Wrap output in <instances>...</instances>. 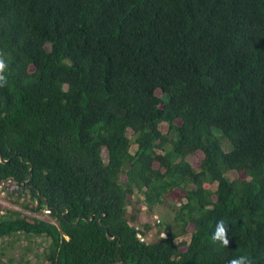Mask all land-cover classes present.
I'll return each instance as SVG.
<instances>
[{
    "label": "trees",
    "instance_id": "16d2710c",
    "mask_svg": "<svg viewBox=\"0 0 264 264\" xmlns=\"http://www.w3.org/2000/svg\"><path fill=\"white\" fill-rule=\"evenodd\" d=\"M0 51V182L56 221L0 207L27 264H264V0H0Z\"/></svg>",
    "mask_w": 264,
    "mask_h": 264
},
{
    "label": "rangeland",
    "instance_id": "374dc122",
    "mask_svg": "<svg viewBox=\"0 0 264 264\" xmlns=\"http://www.w3.org/2000/svg\"><path fill=\"white\" fill-rule=\"evenodd\" d=\"M157 93L160 94L161 90H157ZM177 122H179V119H177ZM160 128L163 132H166L168 129L167 123L163 122L160 124ZM135 146L132 147V150H134ZM203 157L202 151H197L196 153L188 155V159L191 162V164L195 167H197ZM158 163H155V166H157ZM238 173L235 171L230 172V176L234 177L237 176ZM4 185H0V207H1V213L5 212L6 209H13V210H18L21 211L25 214L28 215H37L41 217L42 219L48 220L52 223H56L55 219H53L50 214L46 210H43L42 212H36L33 210V207H35V202L34 204L31 202H28L27 206H22V204H18L15 202L17 199L19 202L27 200V196L22 195L21 197L18 195L12 194V190L14 185L12 183H8L7 186L3 187ZM205 187H215L214 184H209L206 183ZM180 190L182 193L183 191ZM137 195L142 196L141 193L136 192L132 197L133 199H136ZM184 199V198H183ZM180 204V200L175 199L171 196L168 197L167 201L156 205L153 209H148L146 204L140 202L139 204L136 205V208L132 209V206H129V211L130 212H136L138 216V220L143 223V222H150L152 223V228L148 231L147 233V238L154 239L156 236V230H157V223L159 220H164L167 222H173V216L175 213V208ZM138 226V225H137ZM194 225L193 223H190L188 225V233L183 235L182 238L189 239L190 232L192 231ZM19 239L16 238H8V239H0V247H1V252L3 255L0 254V264L1 262H6L8 258L13 259V264H27L26 260L31 258L33 261H35V258H37L36 254L41 255L42 247H33L31 246L30 249L26 247V241L18 236ZM22 257V261H20Z\"/></svg>",
    "mask_w": 264,
    "mask_h": 264
},
{
    "label": "clouds",
    "instance_id": "9594fccd",
    "mask_svg": "<svg viewBox=\"0 0 264 264\" xmlns=\"http://www.w3.org/2000/svg\"><path fill=\"white\" fill-rule=\"evenodd\" d=\"M7 71H8V62L6 60L5 54L2 51H0V88L7 87V85H8V78L6 75ZM2 183L4 185L3 187H5V186H7L8 183H12V178L2 179L0 182V185ZM46 208H48V207H45L43 210H45ZM50 212H51V210H50ZM48 214H50V213H48ZM228 225L229 224L226 223L223 219L218 220L216 222L215 228L211 234L212 241L219 244L222 247H225V248H227L229 246V243H230L229 238H228ZM138 233H140V232H138ZM138 233H137V235H138ZM163 233H165V236L167 235L166 232L163 231L161 233V237H164L162 235ZM146 237H147V235H146ZM228 264H253V261L246 255H240L236 258L229 260Z\"/></svg>",
    "mask_w": 264,
    "mask_h": 264
},
{
    "label": "water",
    "instance_id": "95a60500",
    "mask_svg": "<svg viewBox=\"0 0 264 264\" xmlns=\"http://www.w3.org/2000/svg\"><path fill=\"white\" fill-rule=\"evenodd\" d=\"M0 159L1 161H8L9 159H5L3 157V155L0 153ZM23 159V158H22ZM27 164L29 165V178H28V182H30V180L32 179V170H33V164L31 162H27ZM68 212V209L67 211L65 212V214ZM102 215H106V212H104V214ZM94 218V215L92 214L91 217L89 218L90 220H92ZM80 220V218H78L76 220L75 223H77L78 221ZM97 220L99 221L100 220V217L97 218ZM107 236L110 238V239H114L115 237L114 236H110L108 230H107ZM130 264H133V263H130Z\"/></svg>",
    "mask_w": 264,
    "mask_h": 264
},
{
    "label": "built area",
    "instance_id": "2783aa9c",
    "mask_svg": "<svg viewBox=\"0 0 264 264\" xmlns=\"http://www.w3.org/2000/svg\"><path fill=\"white\" fill-rule=\"evenodd\" d=\"M3 184V183H2ZM48 213H50V209L49 208H46L45 209ZM163 236H165V233H163L162 234ZM141 240H143L144 239V237L142 236V234L141 233H138V235H137Z\"/></svg>",
    "mask_w": 264,
    "mask_h": 264
}]
</instances>
